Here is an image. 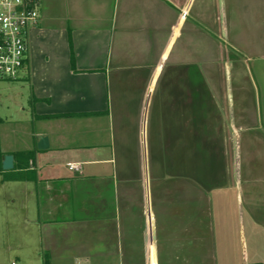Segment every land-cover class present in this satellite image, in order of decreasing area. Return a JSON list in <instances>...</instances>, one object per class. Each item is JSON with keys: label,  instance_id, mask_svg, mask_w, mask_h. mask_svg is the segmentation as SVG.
<instances>
[{"label": "crops", "instance_id": "0c3cea01", "mask_svg": "<svg viewBox=\"0 0 264 264\" xmlns=\"http://www.w3.org/2000/svg\"><path fill=\"white\" fill-rule=\"evenodd\" d=\"M38 12L20 78L34 129L0 149L34 156L0 181L21 185L48 248L77 264H264L248 237L264 233V0Z\"/></svg>", "mask_w": 264, "mask_h": 264}, {"label": "rangeland", "instance_id": "374dc122", "mask_svg": "<svg viewBox=\"0 0 264 264\" xmlns=\"http://www.w3.org/2000/svg\"><path fill=\"white\" fill-rule=\"evenodd\" d=\"M30 100L28 82L22 79L0 81V149H20L33 132L35 124ZM1 157L4 154L0 151V161ZM22 194L18 182L6 184L0 181V264H77L75 258L66 257L68 251L57 255L55 250L48 248V231L43 227L39 232L32 224L36 218L35 210L33 204L25 208ZM252 230L248 235L249 244L251 247L258 244L255 250L263 255V228L252 225Z\"/></svg>", "mask_w": 264, "mask_h": 264}, {"label": "built area", "instance_id": "2783aa9c", "mask_svg": "<svg viewBox=\"0 0 264 264\" xmlns=\"http://www.w3.org/2000/svg\"><path fill=\"white\" fill-rule=\"evenodd\" d=\"M38 3L0 0V81H17L26 71L31 30L39 21Z\"/></svg>", "mask_w": 264, "mask_h": 264}, {"label": "trees", "instance_id": "16d2710c", "mask_svg": "<svg viewBox=\"0 0 264 264\" xmlns=\"http://www.w3.org/2000/svg\"><path fill=\"white\" fill-rule=\"evenodd\" d=\"M27 66H28V63H27ZM27 66H26V69H27ZM33 156H34V152H18L17 154H14V157L16 158V160L22 159V161H20V163H18L19 162L18 161L15 164L13 171L4 172V175H9V176H6V178H4V180L5 181H17L19 179V175L16 171L21 168V165H23L22 163H27V162L31 161L33 159ZM2 160H3V157H1V161H0V172H3ZM46 264H47V262H46Z\"/></svg>", "mask_w": 264, "mask_h": 264}, {"label": "water", "instance_id": "95a60500", "mask_svg": "<svg viewBox=\"0 0 264 264\" xmlns=\"http://www.w3.org/2000/svg\"><path fill=\"white\" fill-rule=\"evenodd\" d=\"M38 148L40 150H46L49 148V140L45 136L39 137ZM14 156L13 155H5L2 160V170L4 172H11L14 170Z\"/></svg>", "mask_w": 264, "mask_h": 264}]
</instances>
